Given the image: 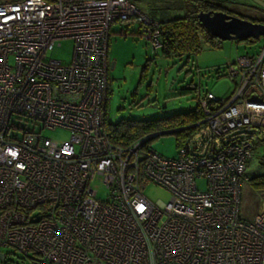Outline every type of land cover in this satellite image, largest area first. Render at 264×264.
Returning a JSON list of instances; mask_svg holds the SVG:
<instances>
[{"label": "built area", "instance_id": "obj_1", "mask_svg": "<svg viewBox=\"0 0 264 264\" xmlns=\"http://www.w3.org/2000/svg\"><path fill=\"white\" fill-rule=\"evenodd\" d=\"M122 21L161 47L159 23L131 0H0V249L33 264H264V200L252 222L241 217L264 136V46L225 66L234 92L199 98L207 134L169 159L150 136L124 148L108 138V42ZM63 40L69 64L48 56ZM149 185L169 201H150Z\"/></svg>", "mask_w": 264, "mask_h": 264}, {"label": "rangeland", "instance_id": "obj_2", "mask_svg": "<svg viewBox=\"0 0 264 264\" xmlns=\"http://www.w3.org/2000/svg\"><path fill=\"white\" fill-rule=\"evenodd\" d=\"M5 1V0H2ZM246 19L264 22V8L254 0H215ZM138 9L151 19L171 20L192 12L182 0H131ZM264 46V36L255 44L223 41L219 49H213L201 42L197 55L180 58H166L160 49H155L143 35V28L137 22L114 23L108 42V102L107 121L115 124L120 120H157L175 114L189 112L196 108L198 100L206 92L218 100H228L234 92L236 81L224 72L226 65L233 64L246 54H257ZM50 58L69 64L73 56V41L63 40L48 55ZM111 65L113 67L111 68ZM146 69L145 74L143 71ZM221 69L222 76L215 75ZM144 75V76H143ZM29 127V126H28ZM40 137L62 142L69 138V132L49 130L36 126ZM206 131H195L187 140L188 147L199 146ZM264 136L256 139L253 158L249 161L248 174L264 170ZM150 150L169 159L176 158L178 148L173 134H165L149 145ZM203 184L200 183V188ZM93 187L98 199L108 200V190L96 182ZM145 196L152 202L166 203L171 195L165 189L149 185ZM264 191L255 192L245 185L241 192V217L252 222L261 212ZM0 264H33L32 255L27 257L11 248L0 249Z\"/></svg>", "mask_w": 264, "mask_h": 264}, {"label": "trees", "instance_id": "obj_3", "mask_svg": "<svg viewBox=\"0 0 264 264\" xmlns=\"http://www.w3.org/2000/svg\"><path fill=\"white\" fill-rule=\"evenodd\" d=\"M183 4L192 8V12L180 17H173L171 20L160 21L151 19L160 25L159 41L161 42L160 52L166 58H180L183 56L197 55L200 51L201 42L205 43L213 49H219L221 43L219 39L211 36L201 25L198 19L200 13L221 12L230 17H238L248 20L252 23L264 25V22L252 19H246L241 15H237L230 9L224 8L215 0H182ZM264 2V0H262ZM142 27V26H140ZM258 40L238 41L248 44H255ZM147 68L143 71L145 74ZM221 69H216L215 75L222 76ZM225 72V68H224ZM144 76V75H143ZM204 116L200 110L199 104L195 109L181 114L171 115L157 120H120L115 124H110L106 120L105 129L110 142L115 146L128 147L140 139L148 136L171 132L176 138L178 150L183 148L187 140L199 128V123ZM160 137V136H159ZM148 138L145 146L156 139ZM264 142V140H263ZM250 189L255 192L264 191V170L262 173L254 175L248 174V182ZM246 184V185H247Z\"/></svg>", "mask_w": 264, "mask_h": 264}, {"label": "water", "instance_id": "obj_4", "mask_svg": "<svg viewBox=\"0 0 264 264\" xmlns=\"http://www.w3.org/2000/svg\"><path fill=\"white\" fill-rule=\"evenodd\" d=\"M264 8L262 0H254ZM198 19L204 29L220 41H244L258 40L264 36V25L252 23L238 17H230L221 12L200 13ZM113 65H111V68ZM171 132H163L151 135L149 138L159 137ZM4 256L0 255V259Z\"/></svg>", "mask_w": 264, "mask_h": 264}]
</instances>
